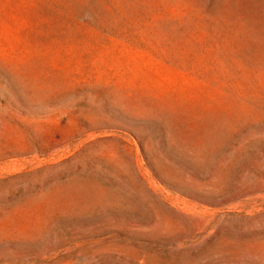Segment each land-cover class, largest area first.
I'll return each mask as SVG.
<instances>
[{
	"label": "rangeland",
	"instance_id": "1",
	"mask_svg": "<svg viewBox=\"0 0 264 264\" xmlns=\"http://www.w3.org/2000/svg\"><path fill=\"white\" fill-rule=\"evenodd\" d=\"M0 264H264V0H0Z\"/></svg>",
	"mask_w": 264,
	"mask_h": 264
}]
</instances>
